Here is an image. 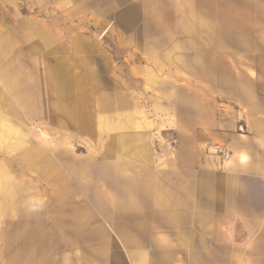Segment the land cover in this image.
<instances>
[{"label": "rangeland", "instance_id": "374dc122", "mask_svg": "<svg viewBox=\"0 0 264 264\" xmlns=\"http://www.w3.org/2000/svg\"><path fill=\"white\" fill-rule=\"evenodd\" d=\"M258 14L264 0H0V119L9 127L0 133V263L9 250L31 252L33 229L74 238L104 220L110 234L128 233V215L111 203L126 200L123 186L145 159L176 171L195 149L220 162L207 146L208 115L235 114L238 131L242 110L194 74H207L210 46L223 63L222 48L236 49ZM63 67L66 86L56 81ZM84 210L89 224L74 225Z\"/></svg>", "mask_w": 264, "mask_h": 264}, {"label": "crops", "instance_id": "0c3cea01", "mask_svg": "<svg viewBox=\"0 0 264 264\" xmlns=\"http://www.w3.org/2000/svg\"><path fill=\"white\" fill-rule=\"evenodd\" d=\"M251 28L235 36L240 43L236 49L226 43L223 63H217L216 47L210 46L207 74H194L198 85L220 92L218 96L242 110L241 133L235 114L229 122L208 115L207 146L230 152L223 166L195 149L189 153L192 159L178 161L176 171L154 170L147 159L134 166L132 160V186L122 189L126 200L111 203L112 210L121 207L128 215V233L110 234L104 220L91 230H78L74 238L65 230L41 239L33 229L31 252L24 247L9 250L0 264H264V14L252 18ZM37 35L52 40L46 31L39 29ZM196 88L199 95L200 86ZM193 144L195 148L196 139ZM3 187L9 198L7 180ZM7 204L3 198L1 206ZM89 219L84 210L74 225H88ZM70 222L62 219L60 228ZM17 232V240L24 241V230Z\"/></svg>", "mask_w": 264, "mask_h": 264}, {"label": "bare ground", "instance_id": "6f19581e", "mask_svg": "<svg viewBox=\"0 0 264 264\" xmlns=\"http://www.w3.org/2000/svg\"><path fill=\"white\" fill-rule=\"evenodd\" d=\"M64 68V67H63ZM63 73H60L59 76L56 78L57 83L60 86H66L67 83L69 84V82L71 81L69 74L67 73L68 71L64 68L63 69ZM71 76V75H70ZM8 126L6 124V122L3 119H0V133H5L8 130ZM1 204V203H0Z\"/></svg>", "mask_w": 264, "mask_h": 264}, {"label": "built area", "instance_id": "2783aa9c", "mask_svg": "<svg viewBox=\"0 0 264 264\" xmlns=\"http://www.w3.org/2000/svg\"><path fill=\"white\" fill-rule=\"evenodd\" d=\"M243 129H244V122L243 120H240V124L238 125V131L241 133ZM215 154L220 159L221 166H223V164L227 162L230 158V152L223 147H217L215 150Z\"/></svg>", "mask_w": 264, "mask_h": 264}]
</instances>
